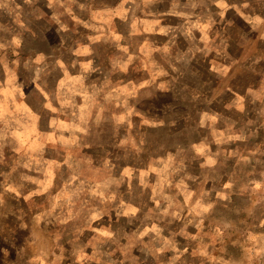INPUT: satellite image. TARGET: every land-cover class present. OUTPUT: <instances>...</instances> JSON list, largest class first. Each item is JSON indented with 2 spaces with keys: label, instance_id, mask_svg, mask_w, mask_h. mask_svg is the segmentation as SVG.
Returning a JSON list of instances; mask_svg holds the SVG:
<instances>
[{
  "label": "clouds",
  "instance_id": "1",
  "mask_svg": "<svg viewBox=\"0 0 264 264\" xmlns=\"http://www.w3.org/2000/svg\"><path fill=\"white\" fill-rule=\"evenodd\" d=\"M0 264H264V0H0Z\"/></svg>",
  "mask_w": 264,
  "mask_h": 264
}]
</instances>
